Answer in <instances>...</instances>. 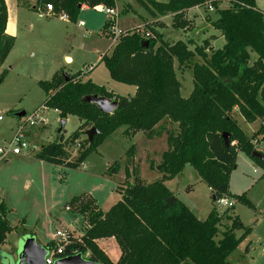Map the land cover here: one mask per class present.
<instances>
[{
	"label": "trees",
	"instance_id": "trees-1",
	"mask_svg": "<svg viewBox=\"0 0 264 264\" xmlns=\"http://www.w3.org/2000/svg\"><path fill=\"white\" fill-rule=\"evenodd\" d=\"M24 1L18 0L19 5ZM30 1L26 8L40 11L41 6L53 4L56 12H66L70 19H76L83 4L89 7L103 4L111 8L117 4V0ZM139 1L152 16L172 14L177 29L189 24L186 10L195 6L207 8L211 4L216 8L217 17L211 19L207 15L206 18L221 33L225 43L214 48L206 40L192 49L190 41L171 42L164 32L147 24L144 31H125L112 52L101 59L114 80L137 87L134 96L118 95L90 79L83 81L80 72L67 74L66 78L60 70L51 79L39 81L47 95L45 106L59 111L61 119L75 115L82 120L70 136L65 137L62 130L55 141L43 144L34 154L45 162L79 168L122 126H127L125 132L130 136L138 132L159 135L161 129L157 128L165 121L176 123L178 127L176 132L169 133L168 148L157 164L162 174L160 179L148 182L140 176L138 166L129 169L127 165L128 175L120 188L122 199L107 211L89 193L72 198L68 208L86 215L88 227L80 238H71L59 256L88 253V258L101 264H242L231 258L251 227H246L236 216L231 225L221 231L220 225L224 215L229 214V208L220 214L214 207L205 219H200L187 205L174 199L165 181L191 164L212 192L223 197L231 195L230 177L239 151L246 152L264 168V154L262 158L252 156L254 140L264 134V9L258 7L256 0H228L229 4L224 7L221 0ZM7 23V4L0 0V66L16 39L7 33ZM112 23L111 17L105 22L107 35ZM253 53L257 55L255 59ZM176 60L192 68L194 87L188 97L181 95ZM6 72H2L0 82ZM94 95L117 101V108L110 114L101 112L96 104L86 100ZM235 110L245 121L261 120L263 124L249 136L241 128ZM92 127L98 129L93 142L85 139L71 159L66 140L78 139ZM224 133L230 135L228 145ZM126 153L134 159L135 144ZM118 166L115 162L108 172L116 174ZM234 197L253 207L245 193ZM9 211L0 196V250L15 228L8 219ZM240 229H244V233L237 236ZM111 237L120 248L116 261L97 241ZM45 246L53 249L56 242L51 240Z\"/></svg>",
	"mask_w": 264,
	"mask_h": 264
},
{
	"label": "rangeland",
	"instance_id": "rangeland-1",
	"mask_svg": "<svg viewBox=\"0 0 264 264\" xmlns=\"http://www.w3.org/2000/svg\"><path fill=\"white\" fill-rule=\"evenodd\" d=\"M6 1L8 25L13 29L16 39L14 47L0 66V77L4 70L7 71L0 82V114L4 117L0 121V139L11 136L19 121L15 113L25 111L28 116L37 108L45 106L47 95L39 81L51 79L56 71L65 67L74 73L80 72L83 81L90 79L118 95L136 94L135 85L114 80L101 60L103 55L110 54L113 49L112 39L104 33V25L109 18L106 12L97 7H82L76 19L69 18L66 21L58 15L39 16L40 11L26 8L28 0L19 6L16 0ZM256 3L260 9H264V0H256ZM228 4V0H221L222 7ZM45 6H41V9ZM114 8L118 13L117 24L123 31H144L147 24H152L164 32L171 42L178 39L190 41L192 49L206 40L216 48L225 43L224 38H217L221 33L206 18L207 15L211 19L217 17L216 8L211 4L207 8L193 7L186 15L189 24L180 29L174 27L172 16L156 21L139 0H117ZM80 21L85 26H81ZM66 54L71 55L73 61L68 63ZM256 57L253 53L252 58ZM197 59L201 60L200 57ZM175 70L181 82V95L190 96L194 87L191 66L180 65L176 60ZM235 116L249 136L260 128L258 122L245 121L237 110ZM44 118L45 124L30 128L32 139L40 144L55 141L59 134V111L45 106ZM81 122L78 116L69 115L63 129L65 137L76 131ZM126 127L118 128L105 139L79 168L45 162L27 154L0 159V196L10 208L7 216L15 227L2 245L9 261L13 260L27 236H34L41 244L51 240L61 243L56 231L67 230L71 238H80L88 227L87 217L68 208V204L74 196L89 193L107 211L122 199L120 188L128 175L127 165L129 169L138 166L140 176L148 182L162 177L157 164L162 152L168 148L169 133L178 130L177 124L165 121L157 128L161 129V134L150 136L144 132L130 136L125 132ZM87 138V134L83 133L78 139L66 140L71 159L77 155L79 144ZM134 144L136 153L133 159L126 152ZM254 144L255 151L264 154V134L259 135ZM115 162L119 163L117 173L110 174L108 169ZM129 180L132 181L133 176L130 175ZM165 184L173 192L174 199L187 205L200 219H205L214 207L222 208L220 211L227 209L217 204L211 189L191 164H187L175 177L167 179ZM230 193L227 198L234 203V207L229 208V214L224 215L221 231L230 226L236 216L246 227H251V232L241 241L231 259L242 264H264V168L244 151L238 152L236 168L230 177ZM243 193L252 202V208L234 197ZM243 233L244 229H240L237 236ZM107 239L102 238L100 244L116 261L120 255L119 245L116 239ZM7 262L5 258H0V264Z\"/></svg>",
	"mask_w": 264,
	"mask_h": 264
},
{
	"label": "built area",
	"instance_id": "built-area-1",
	"mask_svg": "<svg viewBox=\"0 0 264 264\" xmlns=\"http://www.w3.org/2000/svg\"><path fill=\"white\" fill-rule=\"evenodd\" d=\"M97 8H100L102 11L106 12L109 17L113 19V23L110 25L108 29V35L112 39L113 46L116 45L119 37L125 32L121 30L117 24V17L118 13L115 8L107 7V6H95ZM47 12L40 11L39 16H47V14L51 15H58L63 20H68L69 16L66 12H56L55 7L53 4H47L46 6ZM81 26H84L85 23L83 21H80L79 23ZM149 34L147 33V36ZM44 110L45 106H41L37 108L32 114H27L21 118H19V121L17 125L14 127V130L8 138H1L0 139V159H8L12 155H34L37 153L42 145L37 140L32 139L33 135L30 133V128L32 127H39L43 124H45V118H44ZM3 115L0 114V121L3 120ZM46 144V143H44ZM217 204H220V206L225 208H231L234 206V203L232 201H229L227 196L218 197L216 200ZM219 208L217 209L220 211ZM224 212V210H222ZM220 211L222 214L223 212ZM56 235L59 237V241L61 243H56V247L53 249H49V255L46 257L47 264H53L54 261L59 258L60 253H62L64 247L66 244L70 243V234L67 230H57ZM264 249V248H263ZM76 254V252H75ZM88 253L84 255L86 258H88Z\"/></svg>",
	"mask_w": 264,
	"mask_h": 264
},
{
	"label": "water",
	"instance_id": "water-1",
	"mask_svg": "<svg viewBox=\"0 0 264 264\" xmlns=\"http://www.w3.org/2000/svg\"><path fill=\"white\" fill-rule=\"evenodd\" d=\"M66 78H68L67 74L64 73ZM90 103L96 104L101 112L110 114L117 108L118 102L112 100L111 98L105 96H89L86 99ZM17 117L21 118L26 115L25 111H20L15 113ZM67 119L62 118L60 121V127L58 132L61 133L65 128V124ZM98 133V129L96 127H92L87 131V137L89 142H93L95 134ZM224 139L226 144H229L230 135L228 133H224ZM252 156H256L262 158L263 155L260 152L253 151ZM213 199L216 201L218 196L213 193ZM1 255V254H0ZM49 255V249L39 243L34 236H27L21 243L20 247L17 249V253L13 256V260L9 261L8 257L6 258V262L8 264H47L46 257ZM53 264H101L97 261L91 260L90 258H86L82 253H76L72 255H67L64 257L57 258Z\"/></svg>",
	"mask_w": 264,
	"mask_h": 264
},
{
	"label": "crops",
	"instance_id": "crops-1",
	"mask_svg": "<svg viewBox=\"0 0 264 264\" xmlns=\"http://www.w3.org/2000/svg\"><path fill=\"white\" fill-rule=\"evenodd\" d=\"M6 1V0H5ZM7 2V1H6ZM16 2H17V6H19V3H18V0H16ZM7 4V3H6ZM82 7L83 8H86V9H89V8H91V7H89V6H87V5H85V4H83L82 5ZM195 7H197V6H195ZM222 7V6H221ZM8 8V7H7ZM193 8V7H192ZM192 8H189L188 10H186V12H185V17H186V15H188L189 14V11L192 9ZM40 11H43V12H47V9H46V6L44 7V9L42 10V9H40ZM47 16H55V15H49V14H47ZM172 16V14H167V15H157V16H154V18H155V20L156 21H158V20H161L162 19V17L164 18V17H168V18H170ZM153 17V16H152ZM173 17V16H172ZM8 18H9V14H8ZM190 18V17H189ZM8 23H9V21H8ZM8 23H7V33L8 34H10V35H13L14 36V31H13V29L11 28L10 29V27H9V25H8ZM85 26V25H84ZM213 27V26H212ZM219 37H221V38H224L221 34L217 37V38H219ZM212 45L214 46V48H216V46L212 43ZM65 59H67V61H68V59H69V61H68V63H70L71 61H73V57L71 56V55H68V54H66L65 55ZM102 59V58H101ZM90 67H92L93 68V66H90ZM63 71H64V73H66V74H74V72H72L69 68H67V67H65V68H63L62 69ZM59 71V70H58ZM57 72V71H56ZM55 72V73H56ZM54 73V74H55ZM77 73V72H76ZM80 78L83 80V77H82V74H81V76H80ZM113 91V90H112ZM114 92V91H113ZM255 122H258V124H259V127L263 124L262 122H261V120H256ZM241 126V125H240ZM247 133V132H246ZM254 133V132H253ZM248 134V133H247ZM249 135V134H248ZM259 139V136L257 137V139L256 140H254V142L255 141H257ZM142 177V176H141ZM210 188V187H209ZM211 189V188H210ZM212 191V190H211ZM213 193V192H212ZM234 207V206H233ZM232 208V207H231ZM209 214V213H208ZM113 239H115V238H113V237H111V238H108L107 240H113ZM100 240L101 239H99V240H97L98 241V244L101 246V244H100ZM43 245H45V243H43ZM103 249H104V251L109 255V253L107 252V249H105L103 246H101ZM107 247H108V245H107ZM5 251L3 250V248H1V250H0V258H7V257H5ZM110 256V255H109ZM120 256V255H119ZM111 258V257H110ZM119 257L117 256V258L116 259H118Z\"/></svg>",
	"mask_w": 264,
	"mask_h": 264
}]
</instances>
